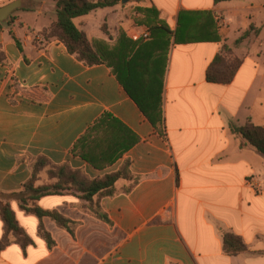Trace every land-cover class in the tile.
Here are the masks:
<instances>
[{
	"label": "crops",
	"instance_id": "0c3cea01",
	"mask_svg": "<svg viewBox=\"0 0 264 264\" xmlns=\"http://www.w3.org/2000/svg\"><path fill=\"white\" fill-rule=\"evenodd\" d=\"M13 1L0 0V7ZM28 2L33 9L20 7L0 25V192L23 191L42 158L90 180L123 174L113 195L88 200L69 188L37 201L41 209L64 217L70 229L50 216L26 212L13 198L11 208L31 242L23 246L12 239L0 251V264H264V155L230 128L247 121L264 127V0L135 2L157 9L172 30L181 12H213L216 24L206 33L212 36L216 29L220 36L171 44L166 135L143 114L111 66L87 65L58 38L43 35L57 20L54 0ZM74 22L95 45L115 42L120 31L131 38L136 32H130L135 20L122 1ZM246 31L249 36L235 48L243 63L234 80L207 81L222 45ZM12 73L22 92L17 103L8 89ZM106 112L138 140L99 169L74 146ZM46 169L37 174L35 186L57 181ZM225 232L242 237L247 250L228 254ZM4 235L0 216V240Z\"/></svg>",
	"mask_w": 264,
	"mask_h": 264
},
{
	"label": "trees",
	"instance_id": "16d2710c",
	"mask_svg": "<svg viewBox=\"0 0 264 264\" xmlns=\"http://www.w3.org/2000/svg\"><path fill=\"white\" fill-rule=\"evenodd\" d=\"M57 20L43 32L45 37H56L63 42L71 54L76 55L87 65L107 63L116 73L119 81L127 93L136 102L143 114L157 127L162 135H166V118L164 108L165 79L168 69V52L172 43H187L200 40L219 41L220 36L216 29L213 35H207L211 25L215 27L216 20L213 12H181L175 30L160 17V12L151 7L139 6L138 13L143 15V23L151 30L148 41L133 40L124 31H120L113 45L100 42L93 44L86 32L81 30L74 19L87 15L98 9L114 7L122 0H54ZM216 2L226 0H215ZM33 4L24 0L21 8L31 10ZM206 15L201 20L200 15ZM197 16V17H196ZM198 21V22H197ZM208 23V25H207ZM2 22H0V25ZM196 26L198 32L193 34L191 29ZM195 29V28H194ZM252 26L250 30H253ZM104 32L109 34L106 25ZM196 30V29H195ZM251 31H246L234 43H224L206 71L209 82L228 84L231 83L243 63V59L233 55L249 36ZM234 133L242 135L248 143L264 155V127L255 125L251 121L238 126L230 125ZM138 137L127 126L120 122L109 112L104 113L76 142L74 152L91 163L95 168L103 169L112 165L118 158L136 143ZM48 168L50 178L57 181L50 185L35 186L37 174ZM56 171V173H55ZM123 172L106 174L102 178L88 179L79 170H73L68 165L53 166L47 159H40L34 166L31 181L26 184L21 192H0V216L5 224V235L0 240V251L11 240H16L23 246L31 242L26 232L20 227L10 201L18 199L20 207L28 213L54 218L58 224L69 228L68 221L60 214L41 209L37 201L50 194H61L64 190L73 188L81 192V196L93 200L95 195L115 194V182ZM95 213L108 220V217L94 210ZM41 232L50 243V235L41 228ZM224 248L230 255H236L247 250V245L242 237L225 232L223 234Z\"/></svg>",
	"mask_w": 264,
	"mask_h": 264
},
{
	"label": "built area",
	"instance_id": "2783aa9c",
	"mask_svg": "<svg viewBox=\"0 0 264 264\" xmlns=\"http://www.w3.org/2000/svg\"><path fill=\"white\" fill-rule=\"evenodd\" d=\"M151 38V30L147 26H141L136 32L132 34L133 40L148 41ZM8 89L10 92V99L12 102H19L22 97V92L19 89L20 84L16 81L14 73L11 74L10 79L8 80Z\"/></svg>",
	"mask_w": 264,
	"mask_h": 264
},
{
	"label": "rangeland",
	"instance_id": "374dc122",
	"mask_svg": "<svg viewBox=\"0 0 264 264\" xmlns=\"http://www.w3.org/2000/svg\"><path fill=\"white\" fill-rule=\"evenodd\" d=\"M141 1H143V0H128L126 3H123L125 6L129 7V12L132 15V17H134V20H135L134 27H133L134 29L130 31L131 33H132V31H137L138 29H140V28H138V26H142V25L146 26V24H144L142 22L143 21V15L138 13L139 11H138L137 7H139V5H136V3H135V2L139 3ZM218 21L221 22V18ZM114 43L115 42H113V43L108 42V45H113ZM232 44L233 43H231V45ZM233 55L236 57H239V58L241 57V53L237 52L235 49H234ZM46 170L48 172V169H46ZM55 173H56V171H55ZM48 176H49V172H48ZM49 178H50V176H49Z\"/></svg>",
	"mask_w": 264,
	"mask_h": 264
},
{
	"label": "water",
	"instance_id": "95a60500",
	"mask_svg": "<svg viewBox=\"0 0 264 264\" xmlns=\"http://www.w3.org/2000/svg\"><path fill=\"white\" fill-rule=\"evenodd\" d=\"M128 0H122V3H126ZM22 0H15L3 7H0V22L6 21L14 10L22 7Z\"/></svg>",
	"mask_w": 264,
	"mask_h": 264
}]
</instances>
